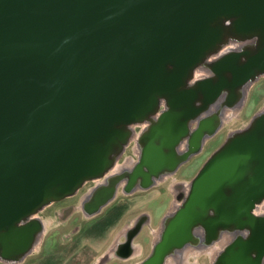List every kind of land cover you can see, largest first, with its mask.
I'll use <instances>...</instances> for the list:
<instances>
[{
	"label": "water",
	"instance_id": "95a60500",
	"mask_svg": "<svg viewBox=\"0 0 264 264\" xmlns=\"http://www.w3.org/2000/svg\"><path fill=\"white\" fill-rule=\"evenodd\" d=\"M221 16L237 32L259 33L262 43L220 55L211 64L216 78L186 86L189 69L218 41ZM256 70H264V0H0L2 253L27 248L39 225L17 223L52 193L68 194L105 169L126 135L122 123L164 99L125 190L139 178L147 186L151 175L178 166L172 154L197 114L194 101L210 102ZM207 124L190 133L191 149ZM263 195L264 131L227 139L194 174L140 264H160L197 222L212 233L243 218L237 226L248 234L225 247L221 264H261L264 215L250 209Z\"/></svg>",
	"mask_w": 264,
	"mask_h": 264
},
{
	"label": "rangeland",
	"instance_id": "374dc122",
	"mask_svg": "<svg viewBox=\"0 0 264 264\" xmlns=\"http://www.w3.org/2000/svg\"><path fill=\"white\" fill-rule=\"evenodd\" d=\"M230 18L229 16H221L216 19L219 25L217 26L220 32L219 39L189 69L187 77H189L188 82L190 83L185 81L186 86H193L195 82L202 78H212V72L211 74L206 73V66L203 63L206 59L212 58L214 54L223 52L231 46H242V43L251 44L246 46L247 48L243 47L245 50L250 51L262 43V38L257 41V35L254 32L243 33L235 31L232 28ZM221 24H226L229 27L224 26L222 29ZM235 50L237 48L226 51ZM263 107L264 74L259 75L247 87L244 101L237 111L233 113L229 108H225L221 126L205 138L195 152H192L189 157L179 162L172 172L147 186L127 191L123 190L120 182H117L113 184L115 185L113 194L109 197L106 196L108 198L97 208L92 207L88 211L82 209L81 201L95 186V180H93V177L82 179L74 191L49 199L40 208L27 214L26 219L23 218V220H26L25 222L32 219L39 220V227L42 229L40 240L33 251H29L20 258H14L10 252L3 254L0 247V264H32L38 261L41 256L46 254L57 255L60 251L70 255H67L68 259L64 264H140L150 252V248L160 231V224L163 218L170 212L177 199L174 192L175 188L179 189L182 186L181 184H183V187L188 184L211 154L227 141L229 133L250 125L254 116ZM164 108L165 102L158 99L153 111L145 117L122 123L123 126L131 127L130 131L132 132L128 129L127 135L122 140L120 139L114 143V145L121 143L122 146L117 151L114 162L107 164L105 169L99 173L100 175H97L98 181H102L105 174L112 173L114 167L122 165L126 159L137 160V153L139 152H137L138 147L135 135L143 127L138 121L148 119L146 117L150 115H156L157 118ZM155 119H153V122ZM148 120H152V117ZM151 123L149 121V125ZM191 125L194 128L195 121ZM189 147L191 148L190 145ZM260 199L263 200L264 195L257 201ZM115 206L121 209L125 208L124 215L122 212L120 213L122 215L119 220L114 221L115 227H113L114 229L110 231L109 235L104 234L99 237L95 235L92 239L91 233L93 231L97 232L101 228V232L99 231L98 233L102 234L104 228L100 227V225L105 222V218L108 217L111 209ZM197 228L201 229L204 227L198 226ZM204 233L212 236L214 232L209 233L205 230ZM226 241L225 237L223 241L211 239L206 244L202 243V247H199L201 245H188V243L183 248L172 247L170 250L173 248L177 249L169 250V255L163 256L160 264H178L181 261L182 264H211L214 253L219 251L221 247L223 248L227 244ZM178 252H180V255ZM176 255L180 256L178 261L176 260L177 258L174 259ZM49 261L47 260V262Z\"/></svg>",
	"mask_w": 264,
	"mask_h": 264
},
{
	"label": "bare ground",
	"instance_id": "6f19581e",
	"mask_svg": "<svg viewBox=\"0 0 264 264\" xmlns=\"http://www.w3.org/2000/svg\"><path fill=\"white\" fill-rule=\"evenodd\" d=\"M214 24L218 25V22L216 21ZM225 25L221 24L222 29L224 28ZM226 27H229L228 25ZM257 35V41L258 39L261 38V35L259 33H255ZM251 44H243L242 46H231L227 49H225L223 52L214 54V56L212 58H208L205 60V62L203 63V65L206 66V73L211 74L212 70H211V64L214 62V60L219 57L220 55H222L223 53L232 50L234 48H237V50L239 49H244L243 47L249 46ZM247 48V47H246ZM227 50V51H226ZM253 50V49H252ZM208 52V51H207ZM206 52V53H207ZM213 76L212 78H216L217 76H215V74L212 72ZM264 74V70H256L253 75L246 81L242 82L241 84L231 87V88H225L223 89L220 94L217 95V97H215L212 101L210 102H203L201 101V98H197L194 101V104L198 107V111L197 114L189 119H187V127H188V133H186V135H184L180 142L178 143V145H176L174 147V154H172V158L173 160H175L176 164L179 162H182L183 160H185L187 157H189L192 152H195L196 150L191 149L189 147V140H190V133H193L192 131L195 130L197 124H199L202 120H207L208 124L207 126H205L204 128H201L200 130V135L199 138L197 139L198 145L200 146L201 143L203 142V140L205 138H207L210 134H212V132L215 129H218L221 124H222V116H223V111L225 108H229L230 110L233 111V113H235L237 111V109L241 106V104L244 101L245 98V92L247 90V87L252 83V81H254L259 75ZM188 78L186 79V82H188ZM190 83V82H188ZM196 83V82H195ZM192 84V83H191ZM191 86V85H188ZM160 99V98H158ZM161 101H164V99H161ZM232 113V114H233ZM150 117H152V120H148ZM148 119L145 120H139L138 123L142 124V128L141 130H139L138 133H136L135 135V141L137 143V152H139V147L141 146L142 142L145 140V132L146 129L149 126V121H153V119L156 118V115H150L149 117H146ZM146 120H148V122H146ZM156 120V119H155ZM141 121V122H140ZM193 121H195V127L193 128V126L191 125V123L193 124ZM119 127H122V129H124V131L126 132L127 135V130L131 129V127L128 128L127 125L123 126L120 125ZM257 130H261L264 131V107L258 111V113L254 116L252 122L250 125L245 126L243 129H237L234 131H231L229 133V137L228 139L235 137V136H239V135H243V134H248V133H256ZM132 132V131H130ZM182 142V143H181ZM121 143H118L117 145H114L111 147L109 154H108V164L109 163H113L115 160V156L117 154V151L119 150V148L121 147ZM137 153V157H138ZM136 160L132 161L130 159H126L122 165H118L116 167H114L113 172L112 173H108L105 174L103 173V180L102 181H98V177L97 175L95 176H91V178L93 177V180H95V186L83 197L82 201H81V207L82 209L88 211L89 209H91L92 207H98L102 202H104L111 194H113V191L115 189V183H121L123 190H125V186H126V181L128 178V174L131 170V168L133 167V165L135 164ZM175 167V166H174ZM173 166H166L164 169H162L161 171H159L156 174L151 175L150 177V183L157 181L158 179L164 177V175L169 174L170 172H172L174 170ZM100 175V174H99ZM98 175V176H99ZM121 178V180H120ZM182 186L178 189L175 188L174 192L176 194V201L174 202V205L172 207V209L170 210V212H168L165 217L163 218V221L160 224V231L157 234L156 238H155V242L154 244L159 240L160 238V234L162 229L164 228L165 224L167 223V221L169 220V218L171 217V215L173 214V212L182 204V202L184 201L186 194L188 192L189 189V183L186 184L183 187V184H181ZM106 186H108L107 188H105ZM141 180L136 179L133 182L132 185V189L134 188H139L141 187ZM74 189H72V191H74ZM127 191V190H126ZM99 192V194H97ZM69 193V192H68ZM182 193V194H181ZM179 194V195H178ZM181 195V196H180ZM61 194H51L40 206H38L36 209L40 208L45 202L49 201V199H52L53 197H60ZM106 196H108L106 198ZM180 196V198H179ZM207 216H212L213 213L208 212L206 214ZM205 215V216H206ZM250 215L252 217H257V216H262L264 215V199L263 200H259L256 201V203H254V205L252 206V208L250 209ZM27 217L25 216L24 219H26ZM246 220L245 218L242 219V222ZM20 223H24L26 220H20ZM31 221H35L38 223V225H40L39 220L37 219H32ZM20 223H17L20 225ZM240 222H229L226 224H219L217 226H215L214 228V233L212 234V236H208L207 234H205V228H197L198 226H202L201 223L197 222L195 223L192 227H191V233H190V237L188 240H186L184 243H182L181 246H179L180 248H183L186 243L191 244V245H195V246H199L202 247V243L206 244L207 242H209L211 239H216V240H221L223 241L224 238L226 237L227 239V244L219 251H217L216 253H214V257L211 261V264H221V260H220V254H222L225 250L226 246H232L234 240H236L237 238H243L248 234V228L246 226H237L238 224H241ZM240 227V228H238ZM40 228V227H39ZM36 229L32 234H31V238L29 241V244L27 246L26 249H24L23 251H16L14 253L10 252L11 255L14 256V258H20L21 256L25 255L26 253H28L29 251H33L39 240H40V236L42 233V229ZM206 232H208L206 230ZM194 238V239H193ZM192 239V241H191ZM230 244V245H228ZM178 248V249H180ZM173 249H177V248H173ZM173 249H171L170 251H172ZM212 251V250H211ZM177 253V251H176ZM180 255V252H178ZM169 255V251L166 253V255H164L165 257ZM176 255V257L174 256V259L177 258L176 260L178 261L180 256ZM12 257V256H11ZM164 257V259H165ZM13 258V257H12ZM178 264H182V261ZM261 264H264V257L261 261Z\"/></svg>",
	"mask_w": 264,
	"mask_h": 264
},
{
	"label": "crops",
	"instance_id": "0c3cea01",
	"mask_svg": "<svg viewBox=\"0 0 264 264\" xmlns=\"http://www.w3.org/2000/svg\"><path fill=\"white\" fill-rule=\"evenodd\" d=\"M125 211H126L125 208L124 209H121V208H117V206L113 207L111 209L110 213L108 214V217L105 218L106 219L105 222H103L100 225V227L104 228L102 234L101 233L100 234L98 233L100 231V229H101L100 228V229L97 230V232L96 231H93L91 233L92 236L91 235H89V236H91V238H92L95 235H97V237L103 236L104 234H106V235L108 234L109 235L110 234V231H112L114 229L113 227H115V222L114 221L119 220L120 219V216L122 214L124 215V212ZM121 212H122V214L120 215ZM92 239H91V242H92ZM125 240H126V238H125ZM152 246H153V244H152ZM152 246H151V248H152ZM151 248H150V250H151ZM67 255L70 256L69 253H67ZM67 255H66V253L64 251H60L59 254H57V255L56 254H53V256L52 255H49V254H46L44 256H41V258H39L38 261H36V262H34L32 264H64L65 261L68 259V256ZM47 260H50V261L47 262Z\"/></svg>",
	"mask_w": 264,
	"mask_h": 264
},
{
	"label": "flooded vegetation",
	"instance_id": "af4514ba",
	"mask_svg": "<svg viewBox=\"0 0 264 264\" xmlns=\"http://www.w3.org/2000/svg\"><path fill=\"white\" fill-rule=\"evenodd\" d=\"M111 252V251H110Z\"/></svg>",
	"mask_w": 264,
	"mask_h": 264
}]
</instances>
